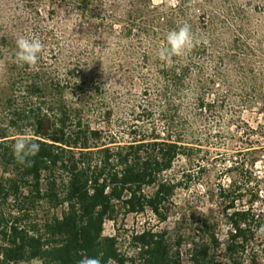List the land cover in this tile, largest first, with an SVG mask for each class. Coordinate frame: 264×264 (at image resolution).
Returning a JSON list of instances; mask_svg holds the SVG:
<instances>
[{
	"label": "trees",
	"instance_id": "1",
	"mask_svg": "<svg viewBox=\"0 0 264 264\" xmlns=\"http://www.w3.org/2000/svg\"><path fill=\"white\" fill-rule=\"evenodd\" d=\"M152 1L25 0L22 9L17 7L44 49L36 70L16 61L15 28H20L22 15L14 16V31L0 40L9 90L0 98L5 100L0 120V264H77L81 252L101 256L102 264H244L256 236L264 233V212L253 208L257 194L245 207L240 188L232 185L230 199V189L222 187V217L190 215L176 202L183 180L161 178L178 157L190 159L194 149L187 141L189 122L180 116L177 102L185 90L194 95L200 112L218 107V86L232 94L236 107L264 106V23L256 20L264 15V3L232 0L231 5L224 0L221 12L209 17L203 12L194 21L195 0L173 6ZM185 22L199 43L169 65L159 59V49L166 45L167 33ZM119 23H125L126 37L138 39L127 55H138L153 72L143 76L147 97L153 86L155 99L164 100L152 108L143 106L126 124L129 140L108 146L89 113L107 100L103 59L112 46L104 32ZM78 31L85 34L84 44L76 43ZM145 40L151 46L145 47ZM66 90L75 95L71 102ZM23 134H33L41 149L28 167L19 165L12 153L15 138ZM146 211L158 222L174 219V226L135 234L136 254L124 252L117 236L104 234L106 221Z\"/></svg>",
	"mask_w": 264,
	"mask_h": 264
},
{
	"label": "rangeland",
	"instance_id": "2",
	"mask_svg": "<svg viewBox=\"0 0 264 264\" xmlns=\"http://www.w3.org/2000/svg\"><path fill=\"white\" fill-rule=\"evenodd\" d=\"M160 1L152 2L157 4ZM227 1L232 5V0ZM247 1L240 0V3L245 4ZM256 1L260 2V0ZM261 1L264 3V0ZM166 2L169 6L177 4L176 0H166ZM24 5L25 0H0V40L14 31L11 20H14L15 15H22L20 28H15L16 35L19 37L28 33L29 36H33V32L29 30L30 24L26 23L25 12L17 9V7L22 9ZM193 5L192 13L194 21H197V16L203 12L207 13L208 17L221 12L225 3L224 0H195ZM117 6L120 11L123 10L122 4ZM106 14L109 15V13ZM261 16L263 20H256L264 23V15ZM48 24L50 26L54 24L52 19L48 21ZM123 24L125 23L122 25L119 23L120 26H115L112 31L106 28L104 32L105 40L112 46L103 59L102 77L108 87L107 100L99 106H92L89 113L93 126L103 129L102 144L108 146L123 144L124 141L129 140L126 124H129L128 122L137 112L143 111V106L152 108L153 105H158L164 100V98L155 99L156 93L152 89L153 86L150 88L151 94L147 97L146 94L149 92L145 91L146 83L143 76L153 72H148L138 55H127L129 45H136L138 39L136 35H132L131 38L126 37L123 33L125 32ZM71 27L72 25L67 28L68 31H71ZM84 37L85 34L78 31L76 43L84 44ZM224 42H227V47L232 44V31L225 35ZM144 46H151L150 40H145ZM6 69V60L0 56L1 99L9 93V90L5 88L7 86ZM212 73V68L207 70L209 76ZM218 88L219 105L211 112L209 110L200 112L195 109L196 100L190 91L185 90L181 94V99L177 101L182 106L180 116L189 122L190 135L187 141L194 149L190 159L185 156L178 157L172 169L164 172L161 178L172 183L183 180V184L177 189L176 202L184 208V212L190 215L195 212H204L222 217L224 205L219 195L220 190L222 187L230 189V199H232V185L234 189L240 188L242 204L245 207L251 205L250 198L257 194L259 197L253 204V208L256 212H264V106L257 103L252 108L249 105L236 107L232 94L224 93L226 92L223 89L224 86H218ZM71 92L65 91V97L69 102L74 100L73 96H75ZM3 101L5 100H0V120L5 118V112L2 110ZM220 104H222L221 107ZM153 118L159 121V113L155 112ZM150 127L147 126L148 129ZM251 128L256 130L252 131ZM186 174L191 176L188 177ZM173 222L174 219H170L167 223L158 222L150 211L127 215L122 213L116 221H106L104 234L117 236L122 250L129 255H134L137 253L133 240L135 234L148 228L160 230L167 226L172 229ZM223 229L225 233L227 227ZM183 253L185 257L189 256V251L185 247ZM25 264L40 263L33 261ZM244 264H264L263 232L256 236L253 248H249L244 256Z\"/></svg>",
	"mask_w": 264,
	"mask_h": 264
},
{
	"label": "clouds",
	"instance_id": "3",
	"mask_svg": "<svg viewBox=\"0 0 264 264\" xmlns=\"http://www.w3.org/2000/svg\"><path fill=\"white\" fill-rule=\"evenodd\" d=\"M179 3V0H176ZM199 43L195 37L191 25L185 22L177 29L170 30L166 35V45L159 49L158 57L161 61L171 65L173 57L188 55L196 44ZM15 59L21 66L27 65L30 69H38L40 55L44 49L43 42L37 36L26 37L20 35L16 41ZM40 144L33 139V134H23L15 138L12 144V153L16 162L21 166H31L34 158L40 152ZM81 259L77 264H102L101 256H88L81 252ZM2 258V256H0Z\"/></svg>",
	"mask_w": 264,
	"mask_h": 264
}]
</instances>
